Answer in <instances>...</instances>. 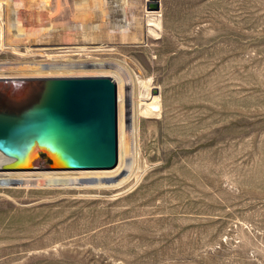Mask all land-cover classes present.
<instances>
[{
    "label": "rangeland",
    "instance_id": "374dc122",
    "mask_svg": "<svg viewBox=\"0 0 264 264\" xmlns=\"http://www.w3.org/2000/svg\"><path fill=\"white\" fill-rule=\"evenodd\" d=\"M0 2L10 73L24 61L120 60L159 99L157 114L137 116L124 185L0 187V264H264V0ZM35 13L46 29L32 33ZM15 161L6 171H25Z\"/></svg>",
    "mask_w": 264,
    "mask_h": 264
},
{
    "label": "bare ground",
    "instance_id": "6f19581e",
    "mask_svg": "<svg viewBox=\"0 0 264 264\" xmlns=\"http://www.w3.org/2000/svg\"><path fill=\"white\" fill-rule=\"evenodd\" d=\"M35 1L36 0H34V2ZM1 4L2 3L0 2V6ZM40 14L42 15V13ZM40 17L41 16L38 13L31 15V19L33 20L31 30L32 33L46 29V22L41 23L40 20H42V17ZM11 36L16 39L24 38L23 30L16 27L13 35ZM74 60L70 58L62 60L53 58L50 59V61L42 62L22 61L23 64L21 65L19 63H15L16 66L13 68L15 69L13 71H16V73L9 72V69L12 66H9L8 64H0V109L8 115L24 111L27 107H30L38 95L43 92L45 86L44 84H46L47 80L50 78L87 77L85 75L82 76L81 74H78L79 76H71L69 73L73 71H82L84 69H89L91 71L95 70L96 72L94 73L93 71L92 73L94 74L92 75L109 78L114 83L116 89L117 110L115 165L106 170L46 171L41 168H43V166L51 160V156L40 150L39 152L30 155L23 154L25 163L22 165H26L23 168L25 171H6L13 169L12 167L17 165V162L13 157L9 159V162L0 161V187L32 186L60 189L75 188L77 190H110L124 185L130 178L133 177L134 171H136L135 168H137L138 159L136 119L139 114L142 116H153L157 114L159 102L158 95H149L148 89L151 86L136 81L128 66L120 60H113L112 62H108L107 60ZM66 73L68 74L66 75ZM85 73L88 74L87 70ZM5 74H9L13 77L6 78L4 77ZM138 85H145L146 92L139 95V98L137 99L136 90ZM140 96L144 97V99H147L148 101L142 102L141 100L143 98ZM128 100H130L133 105V109L130 107V109L133 110L130 118L125 117L124 114V106ZM126 121H129L130 123L126 124ZM127 128L130 129L127 130ZM29 169L32 171H26Z\"/></svg>",
    "mask_w": 264,
    "mask_h": 264
},
{
    "label": "water",
    "instance_id": "95a60500",
    "mask_svg": "<svg viewBox=\"0 0 264 264\" xmlns=\"http://www.w3.org/2000/svg\"><path fill=\"white\" fill-rule=\"evenodd\" d=\"M24 111H0V156L20 159L29 148L51 156L43 168L106 170L116 163V89L107 77L47 80ZM152 93L155 92L153 89Z\"/></svg>",
    "mask_w": 264,
    "mask_h": 264
}]
</instances>
